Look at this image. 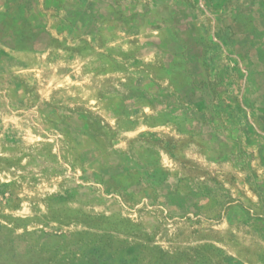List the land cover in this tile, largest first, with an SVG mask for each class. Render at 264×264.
<instances>
[{"label": "rangeland", "instance_id": "obj_1", "mask_svg": "<svg viewBox=\"0 0 264 264\" xmlns=\"http://www.w3.org/2000/svg\"><path fill=\"white\" fill-rule=\"evenodd\" d=\"M168 6L189 50L61 39L79 95L0 116V264H264V0Z\"/></svg>", "mask_w": 264, "mask_h": 264}, {"label": "crops", "instance_id": "obj_2", "mask_svg": "<svg viewBox=\"0 0 264 264\" xmlns=\"http://www.w3.org/2000/svg\"><path fill=\"white\" fill-rule=\"evenodd\" d=\"M134 1L0 0V116L9 118L12 114L19 117L23 112L39 113L38 107L41 105L46 109L55 108L60 105L57 98L64 99L65 107L66 101L70 103V99L79 95L82 89L67 83V79H70L67 71L58 74L55 69L53 56L62 47L61 39L65 46L72 39L94 35L103 31L104 27L111 29L113 39L120 29L128 37L134 38L132 27L136 18L145 21L140 32H150L152 28L148 17L155 13L162 15V19L154 31L169 33L180 43L183 40L182 50H189L188 43L192 38L185 41L179 31L187 28L191 32L194 21L179 20L172 24L164 19L171 15V10L167 9L174 0H153L155 7H162L164 12L151 7L136 9ZM174 14L173 17L178 15ZM120 20L122 28L119 27ZM59 24L64 26L62 31ZM159 39L165 45L172 42ZM133 45H136L135 41ZM147 45L144 43L143 47ZM136 56V53L128 54L127 59L135 64ZM147 56L142 58L147 59ZM168 71V65H165V73Z\"/></svg>", "mask_w": 264, "mask_h": 264}]
</instances>
